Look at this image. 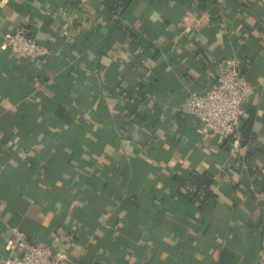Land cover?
<instances>
[{
  "label": "crops",
  "instance_id": "obj_1",
  "mask_svg": "<svg viewBox=\"0 0 264 264\" xmlns=\"http://www.w3.org/2000/svg\"><path fill=\"white\" fill-rule=\"evenodd\" d=\"M229 57L243 159L183 111ZM10 227L67 264H264V0H0V264Z\"/></svg>",
  "mask_w": 264,
  "mask_h": 264
},
{
  "label": "built area",
  "instance_id": "obj_2",
  "mask_svg": "<svg viewBox=\"0 0 264 264\" xmlns=\"http://www.w3.org/2000/svg\"><path fill=\"white\" fill-rule=\"evenodd\" d=\"M7 45L14 55L25 61L38 62L45 59L50 51L29 37L25 29L18 30L7 39ZM253 87L242 74L236 57L223 61V68L217 76V83L207 93H190L183 111L194 117L212 136L229 141L230 147L241 159L244 158L242 146L241 119L244 104ZM14 236L12 256L5 264H67L68 255L56 252L50 246L31 242L17 227H10Z\"/></svg>",
  "mask_w": 264,
  "mask_h": 264
},
{
  "label": "trees",
  "instance_id": "obj_3",
  "mask_svg": "<svg viewBox=\"0 0 264 264\" xmlns=\"http://www.w3.org/2000/svg\"><path fill=\"white\" fill-rule=\"evenodd\" d=\"M76 1V0H75ZM134 2V0H104V5L114 13L121 15L129 8V6ZM76 3V2H75ZM242 134V130H241ZM243 135V134H242ZM242 142H243V136H242ZM190 182L196 186L201 192V190L206 191L209 185L212 183V180L209 178V176H202V177H193L190 179ZM201 189V190H200ZM100 264V263H98Z\"/></svg>",
  "mask_w": 264,
  "mask_h": 264
}]
</instances>
